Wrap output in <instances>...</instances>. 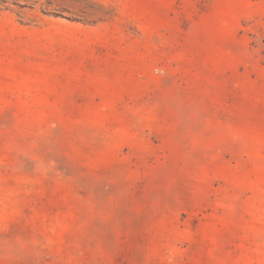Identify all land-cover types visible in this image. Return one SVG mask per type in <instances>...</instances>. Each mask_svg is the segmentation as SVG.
Here are the masks:
<instances>
[{"label": "rangeland", "instance_id": "1", "mask_svg": "<svg viewBox=\"0 0 264 264\" xmlns=\"http://www.w3.org/2000/svg\"><path fill=\"white\" fill-rule=\"evenodd\" d=\"M0 264H264V0H0Z\"/></svg>", "mask_w": 264, "mask_h": 264}]
</instances>
